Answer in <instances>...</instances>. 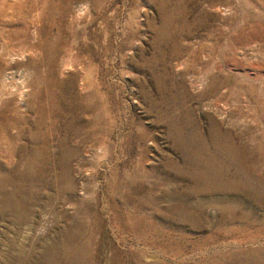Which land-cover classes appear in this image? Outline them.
I'll use <instances>...</instances> for the list:
<instances>
[{"label":"rangeland","instance_id":"rangeland-1","mask_svg":"<svg viewBox=\"0 0 264 264\" xmlns=\"http://www.w3.org/2000/svg\"><path fill=\"white\" fill-rule=\"evenodd\" d=\"M0 264H264V0H0Z\"/></svg>","mask_w":264,"mask_h":264},{"label":"bare ground","instance_id":"bare-ground-1","mask_svg":"<svg viewBox=\"0 0 264 264\" xmlns=\"http://www.w3.org/2000/svg\"><path fill=\"white\" fill-rule=\"evenodd\" d=\"M79 29H80V28H79ZM80 30H81V29H80ZM78 31H79V30H78ZM76 33H77V32H76ZM82 33H83V32H82ZM82 33H81V34H82ZM77 34H78V33H77ZM83 37H84V36H83ZM199 81H200V80H199ZM99 121H100V120H99ZM100 139H102V138L100 137Z\"/></svg>","mask_w":264,"mask_h":264}]
</instances>
